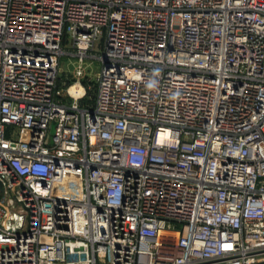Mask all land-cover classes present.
I'll return each instance as SVG.
<instances>
[{
  "label": "built area",
  "instance_id": "obj_1",
  "mask_svg": "<svg viewBox=\"0 0 264 264\" xmlns=\"http://www.w3.org/2000/svg\"><path fill=\"white\" fill-rule=\"evenodd\" d=\"M0 264H264V0H0Z\"/></svg>",
  "mask_w": 264,
  "mask_h": 264
},
{
  "label": "rangeland",
  "instance_id": "obj_2",
  "mask_svg": "<svg viewBox=\"0 0 264 264\" xmlns=\"http://www.w3.org/2000/svg\"><path fill=\"white\" fill-rule=\"evenodd\" d=\"M96 53L98 52V47H95L94 50ZM79 63L75 58L62 57L60 62L59 69V77H60V85L62 83L70 84L74 81V77H76V70L78 68ZM100 69V63L94 59L86 58L82 63L83 77L82 81H86L90 90L87 92L85 99L90 98L89 94H92L94 90L96 76ZM91 100V99H90Z\"/></svg>",
  "mask_w": 264,
  "mask_h": 264
},
{
  "label": "trees",
  "instance_id": "obj_3",
  "mask_svg": "<svg viewBox=\"0 0 264 264\" xmlns=\"http://www.w3.org/2000/svg\"><path fill=\"white\" fill-rule=\"evenodd\" d=\"M82 83L87 86V82L86 81H82ZM59 84H60V81H59ZM90 95V98H87V99H84L81 104L82 105H86V106H89L91 107L93 105V101H94V95H95V92L93 90L92 94H89ZM91 99V100H90Z\"/></svg>",
  "mask_w": 264,
  "mask_h": 264
},
{
  "label": "bare ground",
  "instance_id": "obj_4",
  "mask_svg": "<svg viewBox=\"0 0 264 264\" xmlns=\"http://www.w3.org/2000/svg\"><path fill=\"white\" fill-rule=\"evenodd\" d=\"M75 90H78L79 93L82 92V88H80L79 86H76V87H72V88H70L69 92H70L71 94H74Z\"/></svg>",
  "mask_w": 264,
  "mask_h": 264
}]
</instances>
